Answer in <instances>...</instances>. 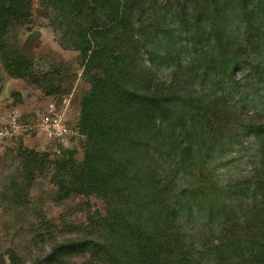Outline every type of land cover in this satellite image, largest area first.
I'll return each mask as SVG.
<instances>
[{
    "label": "rangeland",
    "instance_id": "obj_1",
    "mask_svg": "<svg viewBox=\"0 0 264 264\" xmlns=\"http://www.w3.org/2000/svg\"><path fill=\"white\" fill-rule=\"evenodd\" d=\"M134 1V14L151 13L142 36H135L130 19L127 31L108 32V52L126 47L129 82L142 93L167 98V121L159 126L153 115L139 113L130 132L131 175L143 172L150 179L165 229L161 252L150 262L264 264V68L246 70L264 64V14L249 17L259 22V31L237 26L223 44L197 36L185 43L179 31L202 24L203 0ZM27 2L28 18L11 17L0 33V112L16 110L31 125L52 102L78 128L81 101L96 70L86 71L76 46L103 0ZM148 23L170 31L167 48L152 53L167 54L165 59L143 54L154 47ZM223 59L238 64L225 76L219 75ZM85 149L83 134L53 142L28 130L0 142V264H111L97 248L49 256L65 242L85 240L92 248L113 241L104 219L118 207L119 194L107 199L59 187L67 172L60 165L81 163ZM143 181L135 177L126 191L134 218Z\"/></svg>",
    "mask_w": 264,
    "mask_h": 264
},
{
    "label": "trees",
    "instance_id": "obj_2",
    "mask_svg": "<svg viewBox=\"0 0 264 264\" xmlns=\"http://www.w3.org/2000/svg\"><path fill=\"white\" fill-rule=\"evenodd\" d=\"M135 4L137 5L134 0H103L101 13L93 16V19L97 17L96 20H90L81 30L80 43L76 49L84 56L86 71L96 70L91 74V89L82 98L78 122L79 131L86 136V149L81 163L68 160L64 165H60L61 169L67 171L59 178L61 190L95 193L107 199H110L111 195L119 194L116 196L118 207L111 208L110 215L104 219L113 241L99 243L92 248L85 240L61 243L49 253L50 257L57 256L58 253L64 256L97 248L101 256L107 258L111 264H154L150 262V258L156 260L155 257L161 252V245H164L162 235L165 234V229L164 223L158 218L157 193L149 189L150 179L146 174L134 172L131 175L134 170V142L130 132L133 125L137 124L134 115L139 113L153 115L159 126L167 121L164 117L167 98L155 91L142 93L129 82L131 71L128 68L126 47L123 48L125 52L123 50L118 54L108 52V32L121 28L127 31L130 19L133 25L137 26L135 36H142L140 29L142 31L143 22L151 17V13L142 10L137 12V15L134 14ZM203 4L205 18L202 24L196 29L192 25L191 29H179L185 43L197 36L206 44L212 40L223 44L224 40H229L226 33L230 28L237 26L246 28V32L247 29L260 30L259 22L252 24L249 17L252 12L263 17L264 0H203ZM29 8L30 3L27 0H0V33L6 31L11 17L25 15L28 18ZM98 14L104 15L97 16ZM147 25L149 26V23ZM148 29L149 35L154 34V47L150 50L143 49V54L152 61L156 58L165 59L167 54L152 56V53L154 49L163 51L167 48L170 31L156 29L152 25ZM132 36L134 37V34ZM252 36L250 34V37ZM227 61L223 59L219 62L221 76H225L238 65L232 60ZM206 65L213 67L211 62ZM261 68H264V64L258 63L256 69L246 70H254L252 73H257ZM135 177L144 178L140 187L144 197L139 191L135 193V204H138L139 197L141 199V204L137 205L134 212L136 218L132 214V203L128 201L130 193H126ZM120 195H125L123 201ZM62 260L58 262L61 263ZM52 264L56 262L52 260Z\"/></svg>",
    "mask_w": 264,
    "mask_h": 264
},
{
    "label": "built area",
    "instance_id": "obj_3",
    "mask_svg": "<svg viewBox=\"0 0 264 264\" xmlns=\"http://www.w3.org/2000/svg\"><path fill=\"white\" fill-rule=\"evenodd\" d=\"M28 130L53 142H63L69 136L82 135L78 128H71L67 124L64 115L56 110L52 102L31 125H27L16 110L0 112V142L17 140L24 137Z\"/></svg>",
    "mask_w": 264,
    "mask_h": 264
}]
</instances>
